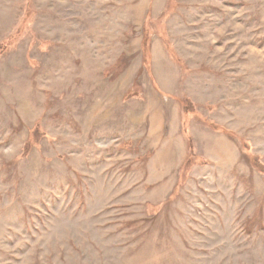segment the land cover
<instances>
[{
    "label": "rangeland",
    "instance_id": "obj_1",
    "mask_svg": "<svg viewBox=\"0 0 264 264\" xmlns=\"http://www.w3.org/2000/svg\"><path fill=\"white\" fill-rule=\"evenodd\" d=\"M0 264H264V0H0Z\"/></svg>",
    "mask_w": 264,
    "mask_h": 264
},
{
    "label": "trees",
    "instance_id": "obj_2",
    "mask_svg": "<svg viewBox=\"0 0 264 264\" xmlns=\"http://www.w3.org/2000/svg\"><path fill=\"white\" fill-rule=\"evenodd\" d=\"M34 136L36 137L35 139H38L40 137V135H39V133H38L37 130H35ZM28 148H29V145H26V151H25V153L28 151Z\"/></svg>",
    "mask_w": 264,
    "mask_h": 264
}]
</instances>
